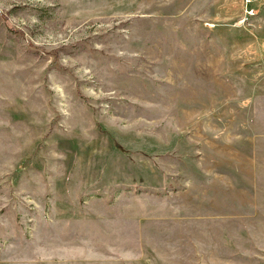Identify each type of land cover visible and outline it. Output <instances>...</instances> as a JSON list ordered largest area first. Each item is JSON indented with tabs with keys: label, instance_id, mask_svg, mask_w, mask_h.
Wrapping results in <instances>:
<instances>
[{
	"label": "rangeland",
	"instance_id": "1",
	"mask_svg": "<svg viewBox=\"0 0 264 264\" xmlns=\"http://www.w3.org/2000/svg\"><path fill=\"white\" fill-rule=\"evenodd\" d=\"M0 264H264V0H0Z\"/></svg>",
	"mask_w": 264,
	"mask_h": 264
}]
</instances>
